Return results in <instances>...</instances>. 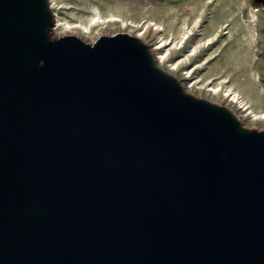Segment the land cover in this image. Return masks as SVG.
<instances>
[{
  "label": "water",
  "instance_id": "obj_1",
  "mask_svg": "<svg viewBox=\"0 0 264 264\" xmlns=\"http://www.w3.org/2000/svg\"><path fill=\"white\" fill-rule=\"evenodd\" d=\"M53 24L0 0V264H264V130Z\"/></svg>",
  "mask_w": 264,
  "mask_h": 264
},
{
  "label": "rangeland",
  "instance_id": "obj_2",
  "mask_svg": "<svg viewBox=\"0 0 264 264\" xmlns=\"http://www.w3.org/2000/svg\"><path fill=\"white\" fill-rule=\"evenodd\" d=\"M55 1L61 17L72 24L92 25L101 16L88 34L72 30L85 42L119 32L141 34L150 50L167 42L163 50L169 53V61L164 70L198 46L172 75L182 82L199 80L202 88H193V95L230 107L236 114L240 110L224 95L228 84L264 114V0ZM188 69L194 70L193 80L184 78ZM212 87L219 91H210ZM241 122L247 128L264 130V122L252 121L251 116Z\"/></svg>",
  "mask_w": 264,
  "mask_h": 264
},
{
  "label": "bare ground",
  "instance_id": "obj_3",
  "mask_svg": "<svg viewBox=\"0 0 264 264\" xmlns=\"http://www.w3.org/2000/svg\"><path fill=\"white\" fill-rule=\"evenodd\" d=\"M50 5L52 8V12H53V18H54V24L52 27V36L57 38V37H61L65 34L67 35H73L75 34V36H78L79 38H81L78 33L73 32L72 30L77 28L78 30H81V33L83 34H88L91 32L92 30V25L93 24H97L100 23L102 18L100 15H97L96 18H94V22L92 23V25H83V24H72L69 21H65L60 13H59V6L57 5L55 0H50ZM110 21H119L117 18H111ZM128 23H126L125 21H122V26H127ZM70 34H69V33ZM105 35V34H104ZM139 38H141V34L138 35ZM142 39V38H141ZM167 46V42H164L163 44L156 46L155 48L151 49V53L155 59L156 64L163 69V65L166 64L169 61V53L165 52L164 47ZM198 51V46H194L192 49V52L190 54L187 55L186 58L178 60L177 62H173L171 64V68H169V70H165L167 73L169 74H173L174 71H178L183 62L186 59H189L191 55L195 54ZM201 64H199L197 67H199ZM193 74H194V70H187L185 73L184 78L185 79H190L193 78ZM180 81V80H179ZM194 82L190 83V82H181V84L183 85L185 91H187L188 93L192 94V89L193 88H202V87H198L199 86V80H193ZM226 83V81H224ZM210 91L217 93V91H219L218 88L216 87H212L209 89ZM225 93L224 95L226 97H228V100L235 104V106L240 110V112H237L235 115L237 116V118L240 121H244L248 116H251V120L258 122V121H263L264 122V114H261L259 112H257L255 109L252 108V105L249 104V102L244 98V96L239 93L238 91L234 90L231 86H229L228 84L225 85ZM229 109H231L229 107ZM232 111V110H231Z\"/></svg>",
  "mask_w": 264,
  "mask_h": 264
}]
</instances>
